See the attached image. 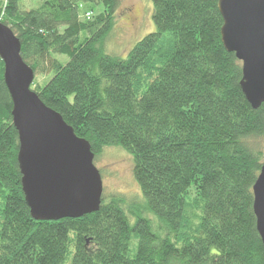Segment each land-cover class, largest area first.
Masks as SVG:
<instances>
[{
    "label": "trees",
    "instance_id": "obj_1",
    "mask_svg": "<svg viewBox=\"0 0 264 264\" xmlns=\"http://www.w3.org/2000/svg\"><path fill=\"white\" fill-rule=\"evenodd\" d=\"M36 1L23 10L21 0H0L22 60L51 75L31 89L94 154L117 145L132 156L140 199L116 194L81 217L34 219L0 59V264H264L252 210L264 103L253 109L241 91L242 63L220 40L218 0H152L155 28L121 57L104 47L120 0H99L97 15L95 0ZM143 67L152 81L138 74Z\"/></svg>",
    "mask_w": 264,
    "mask_h": 264
},
{
    "label": "water",
    "instance_id": "obj_2",
    "mask_svg": "<svg viewBox=\"0 0 264 264\" xmlns=\"http://www.w3.org/2000/svg\"><path fill=\"white\" fill-rule=\"evenodd\" d=\"M220 40L241 66L239 85L253 109L264 103V0H218ZM20 40L0 21V59L17 130L18 167L29 213L36 220L94 213L103 194L89 142L31 89L35 72L22 60ZM252 187L255 225L264 247V159Z\"/></svg>",
    "mask_w": 264,
    "mask_h": 264
},
{
    "label": "rangeland",
    "instance_id": "obj_3",
    "mask_svg": "<svg viewBox=\"0 0 264 264\" xmlns=\"http://www.w3.org/2000/svg\"><path fill=\"white\" fill-rule=\"evenodd\" d=\"M94 2L93 4L86 3L87 6L93 5L95 10L92 12V15H97V13L104 11V7L99 0H95ZM40 4L36 0H21L20 8L29 10L32 7L38 8ZM119 4L120 6L115 13L114 27L109 33L104 47L107 53L121 57L126 55L135 42L142 39L145 34L152 32L155 24L152 19V0H120ZM65 28L62 25L60 30L62 31ZM54 57L62 63L67 62V57L64 55L56 54ZM138 74H140L142 79L152 81L155 73L153 71L149 76L148 70L143 67L138 71ZM50 77L51 75L43 76L35 73L32 89H35L37 85L46 84V81ZM262 145L264 149V141ZM93 157L94 165L99 169L102 178V197L104 200L116 194H121L126 199H140V187H138L132 173V156L126 150L124 151L117 145L104 146ZM187 196L188 208L186 216L189 219L190 228L191 226L194 228V225L198 223L200 206L194 204V199H196L194 189H191ZM151 219L153 218L151 217ZM153 221L155 222V219ZM130 242H132L131 246H136V240L132 239Z\"/></svg>",
    "mask_w": 264,
    "mask_h": 264
},
{
    "label": "built area",
    "instance_id": "obj_4",
    "mask_svg": "<svg viewBox=\"0 0 264 264\" xmlns=\"http://www.w3.org/2000/svg\"><path fill=\"white\" fill-rule=\"evenodd\" d=\"M89 15V14H88Z\"/></svg>",
    "mask_w": 264,
    "mask_h": 264
}]
</instances>
